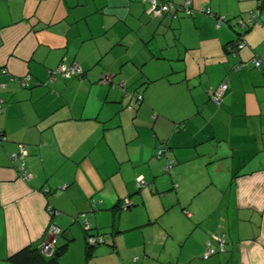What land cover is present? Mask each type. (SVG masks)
Instances as JSON below:
<instances>
[{"label":"crops","instance_id":"1","mask_svg":"<svg viewBox=\"0 0 264 264\" xmlns=\"http://www.w3.org/2000/svg\"><path fill=\"white\" fill-rule=\"evenodd\" d=\"M256 6L193 0L156 17L143 0H0V264L43 248L50 226L60 264H264V10L227 50ZM73 64L82 78L51 75ZM225 80L215 104L207 89ZM222 233L227 251L204 258ZM92 235L104 241L87 257Z\"/></svg>","mask_w":264,"mask_h":264},{"label":"built area","instance_id":"2","mask_svg":"<svg viewBox=\"0 0 264 264\" xmlns=\"http://www.w3.org/2000/svg\"><path fill=\"white\" fill-rule=\"evenodd\" d=\"M143 1L149 3L148 13L156 17H163L164 15H172L176 17L178 15L177 13L181 11H184L187 14H193L195 12V9L192 7L193 0H186L185 3L182 5L175 4L167 0H143ZM263 10H264V0H257L256 8L249 13L246 19L243 18V19H240L239 21V28L242 31V33L244 30L248 29V27H251L257 22H260L259 19H260L261 12ZM201 11L207 13L210 16L215 15L214 12H212V10L209 7L202 8ZM224 21H226L225 16L217 17L218 26H220ZM245 44H246V40L244 39V36L241 34V36L239 37V40L237 41L236 46L234 47L232 46L230 49L236 51L238 50V48L240 49L243 48ZM252 64L258 70L264 69V58L254 57L252 60ZM82 70L83 69L79 64H73L69 67L60 66L57 68L56 71H52L51 75L54 76V74L57 72H59L62 75L80 74ZM6 71L7 70L5 68L1 70V72H6ZM17 81L21 84V86L27 87L30 81H32V78H30L29 75H25V76L17 78ZM102 82L103 83L112 82V75L106 74L104 78L102 79ZM228 88H229V82L225 80L224 82L221 83L219 87L209 88L207 89V92L210 95V98L214 102L219 104L222 101L223 94L225 93L226 90H228ZM138 98L141 101L143 97L141 94H139ZM3 103H4V98L0 96V112L2 111ZM0 138H3V136L1 137L0 135ZM164 153H166V149L164 150L163 148H159L158 153H157L158 156L161 157ZM26 155H27V150H26L25 145H23L22 143H19L17 151L16 153L13 154V157L15 158V160L18 161L19 166H20V171L22 172V176L24 178L28 177V174L24 168ZM172 164H173V160H170L167 163V169H169L172 166ZM146 184L147 182L140 178V182H138V185L145 186ZM130 204L131 203L129 202V200L126 199L124 207L127 208ZM93 205L96 206V202H94ZM87 227L88 228L90 227L89 224H87ZM59 232H60V229L57 226H50L49 228L50 237L44 242V245L42 248L45 254L47 255L52 254L54 250L53 240L58 236ZM213 238L217 240L219 249L221 251H224L226 249L225 235L219 234V235H215ZM103 241H104V237L102 235H92L88 238V242L90 244H97ZM207 246L208 247H207L205 256H209L213 254L216 250V247L214 246L212 241H208Z\"/></svg>","mask_w":264,"mask_h":264},{"label":"trees","instance_id":"3","mask_svg":"<svg viewBox=\"0 0 264 264\" xmlns=\"http://www.w3.org/2000/svg\"><path fill=\"white\" fill-rule=\"evenodd\" d=\"M184 12V11H183ZM177 14H179V12L177 13ZM190 15V14H189ZM164 16H168V15H164ZM163 16V17H164ZM172 16V15H171ZM178 16V15H177ZM176 16V17H177ZM172 17H174V16H172ZM225 20L227 21V17L225 16ZM250 27H248V29H249ZM248 29H246V30H248ZM246 30H244L243 31V33H242V31L239 29V31H238V34H239V36H238V38L236 39V40H234L233 42H231L230 44H228V46H227V50H228V52H231L230 50V48L233 46H236V44H237V41L239 40V37L241 36V34L243 35L244 34V32L246 31ZM240 50V48H238V51ZM254 67V66H253ZM255 68V67H254ZM106 74H108V73H106V72H103V73H101V75H100V82L101 83H103L102 82V79L104 78V76L106 75ZM73 76H76V77H78V78H82V76H84V69L82 70V72L80 73V74H72ZM30 83H32V81H30ZM30 83H29V85H30ZM104 84H108V85H110V86H112V87H115L116 85H115V83H114V80H113V76H112V82H109V83H104ZM28 85V86H29ZM120 85H121V87L122 88H124L125 86H124V84H121L120 83ZM227 91V90H226ZM225 91V92H226ZM139 94H141L142 95V97H143V94L142 93H138L137 94V99L139 100V98H138V96H139ZM210 96V95H209ZM211 99V98H210ZM142 100H143V98H142ZM142 100L140 101H138L139 103H141L142 102ZM212 100V99H211ZM213 101V100H212ZM214 102V101H213ZM215 104H218V103H216V102H214ZM220 104V103H219ZM218 104V105H219ZM0 135H1V137L3 136V138H0L1 140H0V142L2 141V139H4V137H5V133H4V131L0 128ZM6 138V137H5ZM24 145V144H23ZM18 148V147H17ZM159 148H163L164 150L166 149L165 147H164V145L161 143L160 145H159ZM159 148H158V150H159ZM158 150H157V153H158ZM166 151H167V149H166ZM167 154V152L166 153H164L161 157H164V155H166ZM157 156H158V154H157ZM170 160H173V164H172V166L174 165V159H170ZM169 160V161H170ZM168 161V162H169ZM167 162V163H168ZM171 166V167H172ZM170 167V168H171ZM169 168V169H170ZM138 187L140 188L141 187V185L139 186L138 185ZM126 201V200H125ZM125 201L122 203V205H121V207H123L124 209H127V208H125L124 207V204H125ZM129 208V207H128ZM60 234H61V229H60V232H59V234H58V236H60ZM222 234H224L225 235V239H226V249L224 250V251H221L220 249H219V246H218V242H217V240H215L214 238L213 239H209V241H212L213 242V244H214V246L216 247V250H215V252L213 253V254H211V255H209V256H205V254L203 255V257L204 258H211V257H213V256H215V255H218V254H221V253H225L226 251H227V249H228V239H227V235L225 234V233H222ZM57 236V237H58ZM87 243H88V240H87ZM207 243V245H208V242H206ZM88 245H89V249L87 250V252H86V256L87 257H90L91 255H92V249H91V247H93L94 245H90L89 243H88ZM208 246H206V248H207ZM65 250H66V245L65 246H62V247H60V248H55L54 247V250H53V252H52V254H50V255H47V254H45L44 252H43V250H42V247L41 248H37V247H29V248H25V249H23L22 251H19L18 253H16V254H14V255H12V256H10L9 257V259H11L15 264H60V262H59V258L60 257H62L63 255H64V253H65Z\"/></svg>","mask_w":264,"mask_h":264},{"label":"rangeland","instance_id":"4","mask_svg":"<svg viewBox=\"0 0 264 264\" xmlns=\"http://www.w3.org/2000/svg\"><path fill=\"white\" fill-rule=\"evenodd\" d=\"M76 257V254L71 252L68 254V256L66 257L67 263L68 264H78L77 262H74V258Z\"/></svg>","mask_w":264,"mask_h":264},{"label":"water","instance_id":"5","mask_svg":"<svg viewBox=\"0 0 264 264\" xmlns=\"http://www.w3.org/2000/svg\"><path fill=\"white\" fill-rule=\"evenodd\" d=\"M248 45V43L246 42V44H245V46L243 47V48H245L246 46ZM243 48H241V49H243ZM231 51V53L233 54V55H237V52H238V50H236V51H234V50H230ZM165 170L166 171H169V169H167V164H166V166H165ZM131 205V204H130ZM130 205L128 206V207H130ZM127 207V208H128Z\"/></svg>","mask_w":264,"mask_h":264}]
</instances>
